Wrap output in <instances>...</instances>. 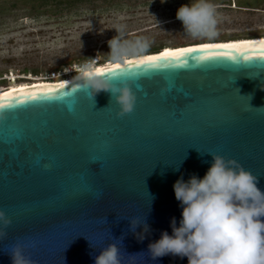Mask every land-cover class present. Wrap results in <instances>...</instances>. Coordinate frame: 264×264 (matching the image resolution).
<instances>
[{"label": "water", "instance_id": "1", "mask_svg": "<svg viewBox=\"0 0 264 264\" xmlns=\"http://www.w3.org/2000/svg\"><path fill=\"white\" fill-rule=\"evenodd\" d=\"M262 42L250 41L244 55L252 59L237 54V63L199 60L197 52L161 60L159 68L118 71L138 97L123 117L108 93L92 100L74 91L75 79L56 93L44 94L57 87L48 86L1 95L15 98L0 100L9 105L0 108V210L12 220L0 240V264H12L16 243L28 245L35 264H94L100 249L121 237L122 264H188L148 253L162 231L171 234L173 217L179 224L173 184L181 175L203 177L211 152L239 161L264 191ZM130 219L150 226L142 241Z\"/></svg>", "mask_w": 264, "mask_h": 264}, {"label": "clouds", "instance_id": "2", "mask_svg": "<svg viewBox=\"0 0 264 264\" xmlns=\"http://www.w3.org/2000/svg\"><path fill=\"white\" fill-rule=\"evenodd\" d=\"M215 15V6L210 0H188L177 9L176 19L187 34L209 36L214 34ZM116 33L107 42L111 61L107 69L125 66L131 61L130 56L141 55L149 48L143 38L125 40L120 29ZM105 70L96 68L92 62L83 64L75 77L74 88L83 90L92 100L100 92L108 93L109 102L114 101L118 106L117 117L131 114L138 99L134 82L101 75ZM206 154L212 161L203 177L192 174L185 180L181 175L174 182L175 198L182 209L181 219L179 224L175 217L171 219V234L162 231L158 240L149 243L148 253L153 260L167 255L186 257L188 264H264V191L257 186L258 176L236 159ZM11 223V218L0 210V240L7 235ZM141 225L143 237L136 232ZM130 230L142 241L150 226L130 219ZM114 240L119 243H109L100 249L94 264H122L123 237ZM36 244L37 241L31 242L32 247ZM26 247L23 243L11 247L12 264H35L26 254Z\"/></svg>", "mask_w": 264, "mask_h": 264}, {"label": "rangeland", "instance_id": "3", "mask_svg": "<svg viewBox=\"0 0 264 264\" xmlns=\"http://www.w3.org/2000/svg\"><path fill=\"white\" fill-rule=\"evenodd\" d=\"M187 2L0 0V90L62 83L85 63L98 68L110 60L107 42L117 35V29L125 40H146L149 48L145 52L250 40L240 38L264 31V16L249 11L247 1L210 0L216 10L214 34L193 37L176 19L177 9Z\"/></svg>", "mask_w": 264, "mask_h": 264}, {"label": "snow or ice", "instance_id": "4", "mask_svg": "<svg viewBox=\"0 0 264 264\" xmlns=\"http://www.w3.org/2000/svg\"><path fill=\"white\" fill-rule=\"evenodd\" d=\"M253 45L248 43H238V44H203L199 47H189V48H182L178 49L176 51H165L159 56H151L152 58H145L140 59L136 61H130L125 66H117L114 68L106 69L105 71L100 72L101 75L105 74H111L110 77L117 78L115 73L123 72L125 69H143L145 67H148L149 69L153 68H159L160 67V61L161 60H174V61H181L182 58L187 57L189 54L192 53H202L199 57V60H210V59H227L231 60L234 63H237V54L242 57V60H249L252 59V57H247L244 55L246 51H248ZM261 48L264 49V42L261 43ZM264 58V57H259ZM188 60H183V63L180 65H177L178 67H186L188 65ZM234 86V85H233ZM65 85L61 84L54 88H48L44 90V94L48 93H56L59 90L65 89ZM74 91H78L76 88H73ZM21 95L25 97H30L32 100L38 99L37 93L34 92H23ZM15 97L12 96H6V97H0V100L3 99H14ZM26 102V101H22ZM9 105L0 103V108L8 107ZM99 166V161H90L89 166ZM85 182L88 183L89 181V175L88 173H85L84 175Z\"/></svg>", "mask_w": 264, "mask_h": 264}, {"label": "bare ground", "instance_id": "5", "mask_svg": "<svg viewBox=\"0 0 264 264\" xmlns=\"http://www.w3.org/2000/svg\"><path fill=\"white\" fill-rule=\"evenodd\" d=\"M262 38H259V39H254V40H244V41H234V42H226V43H216V44H238V43H247V42H250V41H255V40H261ZM264 39V38H263ZM209 44V43H208ZM211 44V43H210ZM203 45V44H202ZM201 46V45H199ZM191 47V46H190ZM186 48H189V47H186ZM182 49V48H181ZM178 50V49H177ZM176 51V50H174ZM173 51V52H174ZM165 51H162V53H164ZM162 53H158L156 55H161ZM156 55H146V56H156ZM141 58H144V57H138L137 59H130L131 61H136V60H140ZM108 66H105V67H102L100 69H107ZM99 69V68H98ZM79 74V73H78ZM76 74L75 76L71 77V78H68L67 82H70L72 80L75 79V77L78 75ZM67 82H64V83H54V84H40V85H30V87H16V89H3V90H0V96L3 95V94H7L9 92H18V91H25V90H28V89H31V88H42V87H48V86H59L61 84H66ZM7 90V91H5Z\"/></svg>", "mask_w": 264, "mask_h": 264}, {"label": "flooded vegetation", "instance_id": "6", "mask_svg": "<svg viewBox=\"0 0 264 264\" xmlns=\"http://www.w3.org/2000/svg\"><path fill=\"white\" fill-rule=\"evenodd\" d=\"M232 1V0H231ZM237 1H247V6L246 8L253 12V13H260L264 16V0H237ZM235 2V0H234ZM264 20V18H263ZM264 27V25H263ZM264 30V28H263ZM259 38H264V31H261L260 34L255 33L253 37L249 35H243L240 39H259ZM237 40V39H233Z\"/></svg>", "mask_w": 264, "mask_h": 264}, {"label": "trees", "instance_id": "7", "mask_svg": "<svg viewBox=\"0 0 264 264\" xmlns=\"http://www.w3.org/2000/svg\"><path fill=\"white\" fill-rule=\"evenodd\" d=\"M251 40V39H250ZM240 41H244V40H240ZM231 42H234V41H231ZM199 44H201L202 45V43H199ZM205 44H208V43H205ZM210 44V43H209ZM211 44H216V43H211ZM190 47V46H189ZM166 48H168V47H164V48H159V49H151L149 52H144L140 57H146V55H156V54H158V53H162V51L164 50V51H174V50H177V49H173V50H167ZM176 48H178V47H176ZM186 48V47H185ZM179 49H181V48H179ZM109 62H111L110 60H107V61H104V63H109ZM104 63H102V64H104ZM101 64V65H102ZM99 65L98 66V68L100 69V68H102V67H105L104 65ZM68 80L67 79H65L62 83H64V82H67ZM39 84H54V83H51V82H44V83H39Z\"/></svg>", "mask_w": 264, "mask_h": 264}, {"label": "built area", "instance_id": "8", "mask_svg": "<svg viewBox=\"0 0 264 264\" xmlns=\"http://www.w3.org/2000/svg\"><path fill=\"white\" fill-rule=\"evenodd\" d=\"M77 73H78V72H76V73H73V75H71V77L75 76ZM71 77H70V78H71Z\"/></svg>", "mask_w": 264, "mask_h": 264}]
</instances>
